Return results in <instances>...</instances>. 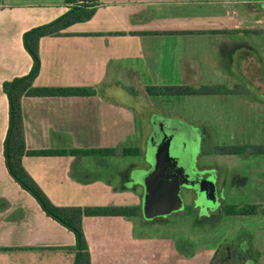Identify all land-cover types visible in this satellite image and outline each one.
I'll list each match as a JSON object with an SVG mask.
<instances>
[{
    "label": "crops",
    "instance_id": "1",
    "mask_svg": "<svg viewBox=\"0 0 264 264\" xmlns=\"http://www.w3.org/2000/svg\"><path fill=\"white\" fill-rule=\"evenodd\" d=\"M211 3L212 0H100L92 19L70 26L66 35L41 38V70L35 84L92 87L96 93L24 97L28 149L110 148L105 138L125 133L117 128L119 125L109 129L107 123L118 105L99 93L104 91L101 86L111 69L115 74L129 70L138 74L145 71L146 75H151L152 67L159 69L157 73L173 70L187 77L185 82L189 76L217 74V70L236 76L234 70L243 56L238 59V52L250 50L239 29L223 19V8L212 12V6L205 14H198L197 8ZM174 6L189 10L169 13L168 9ZM69 8L65 0L0 2V264H9L13 254L21 257L23 261L17 262L23 264H48L47 254L58 257L51 264H64L65 260L74 264L75 252L69 247L76 244L75 234L48 216L7 170L4 141L9 103L2 88L5 80L27 74L32 67V57L23 44L24 33L58 18ZM200 68L205 71L200 73ZM259 98L264 102V92ZM113 148L115 156L125 157L123 146ZM88 160L92 163L87 164ZM108 160L107 156L72 153L26 154L23 164L57 205L83 206L105 201L108 205L141 204L142 194L132 184L131 170L118 167L114 173H107L111 169L107 167ZM15 213L18 216L14 217ZM132 217L84 218L92 264H169L163 260V251L159 256L152 255L143 245Z\"/></svg>",
    "mask_w": 264,
    "mask_h": 264
},
{
    "label": "rangeland",
    "instance_id": "2",
    "mask_svg": "<svg viewBox=\"0 0 264 264\" xmlns=\"http://www.w3.org/2000/svg\"><path fill=\"white\" fill-rule=\"evenodd\" d=\"M7 1L0 0L5 4ZM211 8L214 9L212 12H220L223 8V19L239 29L243 42L250 50L249 53H244L243 49L238 52V59L243 56L239 67L234 70L236 76L220 74L217 70V74L207 72L189 76L190 79L185 82L187 77L173 70L164 74L163 71L157 73L159 69L152 67L151 75H146L145 71L138 74L129 70L115 74L111 69L106 83L101 86L104 91L99 93H104L118 105V110L112 111V119L107 123L109 129L119 125L117 128H122L125 133L112 139L105 138L110 143L107 147L139 148L144 154L107 156V167L111 168L107 173H114L118 167L131 170L132 184H136L137 192L142 194L141 211L132 217L131 222L137 235L141 233L143 245L150 249L152 255L156 253L159 256L163 251V260L169 264H264V155L251 151L234 155L215 152L220 145L264 144V102L258 100L264 92V32L247 34L242 31H264V0H212L210 5L197 8V12L202 15ZM180 10H189V7L174 6L168 12ZM207 15H211L210 11ZM199 70L200 73L205 71L202 68ZM183 83L193 86L224 85L235 91L221 95L165 96L151 95L146 91L150 85ZM189 138L195 146L196 155L202 142L203 149L214 151L202 156L201 162L219 167L232 179L237 177L236 181L233 180L234 185L231 181L228 184L224 204H258V214L234 216L221 211L200 215L192 208L191 192L185 190L181 194L186 199L187 208L184 206L180 212L171 214L152 215L149 212L145 203L146 178L159 152L172 139L171 154L176 157L183 150L181 145H185ZM86 163L92 162L88 160ZM105 203L83 206L108 205V201ZM13 216H18V213ZM103 228L109 229L108 226ZM2 250L0 248V254ZM243 252H247L250 260H241L239 256ZM53 259L58 257L46 255L48 264L54 262ZM17 260L23 261L13 254L8 263L23 264ZM67 262L65 260L64 264Z\"/></svg>",
    "mask_w": 264,
    "mask_h": 264
},
{
    "label": "trees",
    "instance_id": "3",
    "mask_svg": "<svg viewBox=\"0 0 264 264\" xmlns=\"http://www.w3.org/2000/svg\"><path fill=\"white\" fill-rule=\"evenodd\" d=\"M70 8L58 18L35 26L23 35V44L26 51L33 60L32 67L27 74L16 76L5 80L2 88L9 103V126L4 141V157L6 167L11 177L27 192H29L40 204L44 212L70 229L76 237V244L69 247L75 252L74 264H92L88 240L84 231L83 220L85 217H112V216H137L140 205H57L55 204L34 177L28 172L23 164V157L26 154L32 155H63L67 153L89 155V156H110L116 153L115 148H78V149H40L29 150L26 142V131L22 100L24 97H74L89 96L96 93L92 87L83 86H38L35 79L41 70L40 40L45 36L66 35V29L70 26L86 22L93 18L97 11L100 0H65ZM245 33H261L264 31L245 29ZM198 33V31H182ZM159 33V32H156ZM151 95H221L231 93L232 90L224 85H202L193 86L190 84L180 85H150L146 88ZM257 155H264V144L255 145H220L215 152L222 154H242L250 152ZM123 155L135 153L143 154L139 148L124 147ZM258 204H245L237 206L227 205L225 212L228 215H254L258 214Z\"/></svg>",
    "mask_w": 264,
    "mask_h": 264
},
{
    "label": "water",
    "instance_id": "4",
    "mask_svg": "<svg viewBox=\"0 0 264 264\" xmlns=\"http://www.w3.org/2000/svg\"><path fill=\"white\" fill-rule=\"evenodd\" d=\"M191 156V153L181 157L171 156L170 144L159 152L146 178L145 203L152 215L171 214L184 207L181 187L195 183L190 166Z\"/></svg>",
    "mask_w": 264,
    "mask_h": 264
},
{
    "label": "flooded vegetation",
    "instance_id": "5",
    "mask_svg": "<svg viewBox=\"0 0 264 264\" xmlns=\"http://www.w3.org/2000/svg\"><path fill=\"white\" fill-rule=\"evenodd\" d=\"M186 140H188L186 144L181 145L183 150L180 151L179 155L176 157L186 156L188 153L192 154L191 156L192 160L190 162V166L193 175L192 179H195L194 180L195 183L190 185H186V184L182 185L181 191L185 190L191 192L192 208L195 209L194 212L200 215L202 214L213 215L217 212L225 211L227 205H229V204L227 205L224 204V201L227 197V191L229 190L228 184L230 185V181L232 183L236 181L237 177L232 179V177H229L228 175L226 176L225 172L223 173L219 167L201 162L202 156L207 155L209 153H214V151L210 152L207 149H203L204 142H202L200 146V152L198 153V155H196L195 146L193 142H191L192 139L189 138ZM172 141L173 140L171 139L170 144L172 143ZM170 154H171V147H170ZM231 185H234V183ZM212 187H214L213 192H211ZM224 191H226V194ZM181 197L184 206H186L187 208L188 204L186 203L185 197L182 194ZM180 211L181 210L176 212H180ZM239 257L241 258L242 261L244 259L250 260L249 255H247V252L246 253L243 252V254H241Z\"/></svg>",
    "mask_w": 264,
    "mask_h": 264
}]
</instances>
